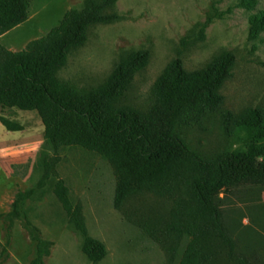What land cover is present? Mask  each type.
<instances>
[{
	"label": "trees",
	"instance_id": "16d2710c",
	"mask_svg": "<svg viewBox=\"0 0 264 264\" xmlns=\"http://www.w3.org/2000/svg\"><path fill=\"white\" fill-rule=\"evenodd\" d=\"M32 0H0V35L27 20ZM117 0H85L80 9L67 11L50 31L18 51L0 43V107L36 110L44 125V141L34 164L41 171L35 187L19 191L10 215L58 177L56 165L66 147L81 146L101 154L114 168V206L147 192L171 200L168 212L151 208L136 223L158 243L169 261L178 264H220L224 253L232 264H253L239 251L237 222L227 217L233 197L258 206L264 192V111L249 108L235 117L230 110L219 120L228 135L245 142V148L224 149L207 155L188 139V131L201 127L205 118L224 102L220 88L231 75L235 56L224 52L207 65L186 70L180 58L169 63L157 80L155 99L146 114L110 107L109 101L129 88L135 74L148 63V50H139L119 61L109 80L93 89H82L58 78L68 51L84 44L90 29L112 23ZM256 0H241L252 7ZM250 35L264 31V9L250 18ZM9 130L19 123L1 117ZM231 122L233 129H228ZM53 192L83 236V252L93 264L106 256L105 244L91 236L80 205L74 204L64 179ZM256 223L264 222V215ZM30 264H43L48 244L38 235Z\"/></svg>",
	"mask_w": 264,
	"mask_h": 264
},
{
	"label": "rangeland",
	"instance_id": "374dc122",
	"mask_svg": "<svg viewBox=\"0 0 264 264\" xmlns=\"http://www.w3.org/2000/svg\"><path fill=\"white\" fill-rule=\"evenodd\" d=\"M84 2L32 0L27 20L2 33L0 43L13 51L21 50ZM240 2L117 0L112 10L118 19L93 26L86 42L68 51L57 76L77 88H97L109 80L119 61L135 51L148 50L147 65L135 74L122 96L108 103L142 115L148 113L156 82L172 59L180 58L190 71L231 52L235 56L231 75L220 88L223 104L187 136L207 155L244 149L245 142L228 135L219 120L220 112L226 109L236 118L252 107L264 111V31L250 35V18L264 9V0H256L252 7ZM1 117L21 124L23 129L9 130L0 121V264H30L36 254L35 234L48 244L43 264H93L83 252L82 234L53 192L58 179L65 180L75 206H81L88 233L106 246L107 254L99 264H178L169 261L161 246L145 236L136 223L151 208L168 212L171 200L147 192L128 200L122 209L115 208L114 168L101 154L81 146L63 149L56 165L58 177L52 176L21 205V215H10L17 193L35 187L40 179L41 171L34 169V164L44 141V125L36 110L5 108L0 110ZM233 128L231 122L228 129ZM247 202L233 197L226 206L227 217L237 222L239 251L253 264H264V222H255L264 212L251 204L255 201ZM258 202L264 204V192ZM224 256L220 264H232Z\"/></svg>",
	"mask_w": 264,
	"mask_h": 264
},
{
	"label": "crops",
	"instance_id": "0c3cea01",
	"mask_svg": "<svg viewBox=\"0 0 264 264\" xmlns=\"http://www.w3.org/2000/svg\"><path fill=\"white\" fill-rule=\"evenodd\" d=\"M0 108H1V109H0L1 111H2V109H5V108H2V107H0ZM4 118H5V117H4ZM0 121H1V119H0Z\"/></svg>",
	"mask_w": 264,
	"mask_h": 264
}]
</instances>
